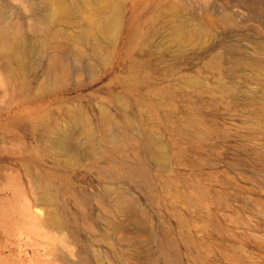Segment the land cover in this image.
Masks as SVG:
<instances>
[{"label": "rangeland", "instance_id": "1", "mask_svg": "<svg viewBox=\"0 0 264 264\" xmlns=\"http://www.w3.org/2000/svg\"><path fill=\"white\" fill-rule=\"evenodd\" d=\"M117 1L120 24L104 64L81 55V43L62 37L57 50L47 36L32 56L31 85L45 76L50 94L43 102L54 108L63 99L94 120L103 113L113 123L117 108L122 110V126L133 120L130 136L138 134L139 117L163 147L168 167L150 163L136 141L123 142V151L142 156L151 179L147 189L121 173L114 184L97 170L108 168L105 162L92 165L81 157L67 174L69 188L61 190L76 228L60 229L44 219L42 204L34 202L25 212L18 186L8 179L19 175L29 186L37 169H49V158L36 137L20 127L18 141L6 131L7 121H0V264H75L80 258H88L87 264H264V0H141L140 10V0ZM36 2L0 0V9L26 33ZM172 8L179 12L169 15ZM140 23L148 31L146 44L133 41L132 29ZM171 27L183 28V36L192 30L195 38L185 36L180 45ZM76 31L71 27L68 34ZM225 45L240 46L246 60ZM57 58L69 67L60 83L59 72L47 70ZM137 59L140 76L126 83ZM0 107L18 108L15 100H0ZM98 133L116 134L101 127ZM23 157L29 159L27 170L17 164ZM110 187L135 202L137 219L101 205L96 195ZM75 229L78 237L72 238Z\"/></svg>", "mask_w": 264, "mask_h": 264}, {"label": "bare ground", "instance_id": "2", "mask_svg": "<svg viewBox=\"0 0 264 264\" xmlns=\"http://www.w3.org/2000/svg\"><path fill=\"white\" fill-rule=\"evenodd\" d=\"M142 4L140 0L136 10H140ZM120 7L121 4L117 0H72L70 2L37 0L33 4L34 18L28 25L26 33L0 9V96L6 97V99L1 97L0 100L6 102L15 100L18 106L13 112L0 110V121H7L4 122L6 131L15 139H19L18 141H22L21 137H23L18 131L20 127L36 137L40 144V151L50 160L49 169L46 167L37 169L34 179L28 180L29 186L22 183L19 175L10 174L8 179L18 186L17 193L25 202L27 209L25 212L31 211L34 202L42 204L46 207L44 219H50L60 229L72 224L76 228L68 212L69 204L63 200L61 190L69 188L70 181L67 174L81 157L89 159L92 165L101 161L105 162L108 168L99 166L97 170L102 173L104 179H112L114 184L122 180V174L132 180L136 186L142 184L147 189L151 185V179L146 167L143 166L142 156L137 153L130 156L128 152L123 151L121 149L123 142L126 139L136 141L137 149L144 150L150 163L161 169L168 167L163 147L151 132L143 129V122L139 117L135 120L138 134L130 136L129 131L133 129L131 125L133 120L126 119L125 125L122 126L119 118L125 119L126 114L117 107L119 118L113 123H109L107 115L103 113L94 120L82 106L69 107L65 105L63 99L57 101L54 108L51 107L50 102H43L50 94L48 78L45 76L39 81L36 80L38 85H31L29 72L33 66L32 56L40 46L45 44L47 36L53 37L54 48L57 50L60 49L58 41L62 37L81 43L86 47L81 55L88 58L96 57L97 66L104 64L109 57L110 46L115 40L120 24ZM173 12L179 11L177 8L168 11L169 15ZM155 16L157 11L154 8L153 17ZM141 25L140 23V26L132 29L133 41L146 44L149 41L148 31L144 32ZM71 27L76 28L77 31L69 35L68 30ZM170 31L180 45L185 44V36L195 38L192 30L187 31L185 36H183L185 30L181 27H171ZM224 48L246 60L240 46H231L230 49V46L225 45ZM132 67L135 72L125 80L130 84L138 80L140 76L138 71L143 65L137 59L132 62ZM68 68L57 58L48 65L47 70L48 72L58 71L59 75L55 78L56 83H60L64 75L69 72ZM38 100L43 103L28 109L30 104ZM152 103L156 104V100L153 99ZM141 113L143 110L140 108L135 114L140 116ZM151 113L154 116L153 110ZM100 127L112 128L116 134L101 135L98 133ZM79 134H83V137L76 141ZM27 160L29 159L25 157L19 159L17 161L19 168L27 170L30 167ZM31 163L34 167L38 165L34 160H31ZM199 192L202 194L203 190L200 188ZM86 194V192L81 193L84 196ZM96 197L103 207L118 216H126L129 220H135L139 216L135 202L118 189L104 188ZM35 215L34 213L32 216ZM87 216L90 217L91 214ZM149 234L155 236L150 231ZM70 236L78 237L77 230L72 231ZM159 244L164 254L168 243L163 238L159 239ZM86 248H81L80 252L86 254ZM85 259L88 260V258ZM85 259L80 258L75 264H87Z\"/></svg>", "mask_w": 264, "mask_h": 264}]
</instances>
